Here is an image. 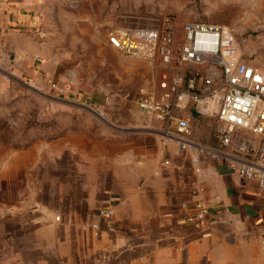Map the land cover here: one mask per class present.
<instances>
[{"label":"crops","instance_id":"1","mask_svg":"<svg viewBox=\"0 0 264 264\" xmlns=\"http://www.w3.org/2000/svg\"><path fill=\"white\" fill-rule=\"evenodd\" d=\"M100 1L58 12L53 27L64 38L52 43L53 50L75 46L91 61L87 66L100 67L102 100L87 107L95 122L60 134L48 145L52 150L25 151L21 166L0 174V264H261L264 188L234 170L237 158H248L239 145L257 136L238 130L219 159L166 141L161 123L138 105L144 59L123 57L108 41L109 33L158 16ZM44 7V0H0V43L15 41L7 48L19 55L15 66L35 71L36 48L22 39L37 34L41 54L49 48ZM61 58L43 60L39 76L48 77ZM189 115L190 139L220 149L216 121ZM110 196L122 202L105 225L97 211ZM197 198L207 206L199 220L179 207Z\"/></svg>","mask_w":264,"mask_h":264},{"label":"built area","instance_id":"2","mask_svg":"<svg viewBox=\"0 0 264 264\" xmlns=\"http://www.w3.org/2000/svg\"><path fill=\"white\" fill-rule=\"evenodd\" d=\"M151 21L108 36L111 46L122 54L156 61L161 69L156 91L143 94L139 108L161 123L163 138L176 142L180 151L191 145L218 159L238 130H249L257 140L239 145L248 158H237L234 170L239 178L253 179L264 188V70L245 56L234 33L222 23L186 20L177 34L169 14ZM190 111L216 121L220 149L190 139ZM119 202L118 196L102 201L97 215L105 225L110 224ZM179 207L198 220L207 212L200 198ZM91 227L97 229L98 223ZM260 242L264 252V237Z\"/></svg>","mask_w":264,"mask_h":264},{"label":"rangeland","instance_id":"3","mask_svg":"<svg viewBox=\"0 0 264 264\" xmlns=\"http://www.w3.org/2000/svg\"><path fill=\"white\" fill-rule=\"evenodd\" d=\"M100 2L44 0V33L49 48L41 54L38 47L42 40L37 34L21 42L36 48L32 55L35 71L15 66L19 55L7 49L14 48L15 41L0 43V174L21 166L25 151L35 155L38 151L42 154L44 150H52L48 145L60 134L75 131L80 123L95 122L87 107L92 104L99 107L102 100L100 67L87 66L86 62L91 61H84L82 50H76L75 46L69 50L66 44L59 49L57 44L53 50L52 43L54 38H64L63 30L59 37L60 30L53 27L58 21V12L84 10ZM101 4L144 16L169 14L177 34L186 20L222 23L234 33L245 56L264 70V0H104ZM54 53L61 54V63L50 66L48 77L39 76V64L43 60L52 62ZM142 63L146 67L143 91H156L161 69L156 61L149 63L144 59ZM111 119L110 123H118L117 119ZM261 264H264V254Z\"/></svg>","mask_w":264,"mask_h":264}]
</instances>
